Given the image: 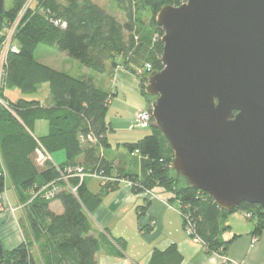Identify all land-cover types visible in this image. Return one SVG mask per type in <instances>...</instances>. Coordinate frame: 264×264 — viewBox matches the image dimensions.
<instances>
[{"label": "trees", "instance_id": "trees-1", "mask_svg": "<svg viewBox=\"0 0 264 264\" xmlns=\"http://www.w3.org/2000/svg\"><path fill=\"white\" fill-rule=\"evenodd\" d=\"M183 2L112 0L123 15L121 22L92 0H11L8 10L3 6L0 32L17 19L18 23L11 39L17 53L5 54L0 85V99L7 104V109L0 106V196L8 181L21 208L19 225L25 231V241L4 250L0 264H38L34 249L42 264H96L101 241L93 235L90 215L100 205L102 194L88 190L86 181L92 179L80 182L73 174H96L108 180L101 187L110 190L118 187L115 182L119 179L111 177L112 164L100 153L109 148V95L96 86L92 75L122 66L136 76L140 94L150 105L152 98L144 92L147 76L138 75L135 68L149 64L151 72L162 69V32L155 18L162 7H178ZM145 12L150 14L147 21L142 19ZM40 45L65 53L92 75L74 77L37 62L34 53ZM42 85L48 86L50 106L24 99L12 103L5 94L13 89L31 93ZM38 121L47 123L45 136L32 134ZM150 130V135L124 145L128 153L137 152L143 158V179L131 183L133 189L144 193L159 186L178 200L180 207L187 206L192 211L194 234L209 252L225 250L230 241H222L220 236L228 228L226 219L236 212L253 213L255 234L264 229V211L259 206L243 203L225 212L205 193L185 184L179 187L181 179L170 169L173 154L167 141L153 122ZM57 152L64 153L63 163H39L42 156ZM80 157L83 161L77 163ZM128 176L129 180L137 177ZM48 185V189L58 190L51 199L44 197L43 188ZM54 201L61 204V215L50 211ZM179 263L178 252L171 246L155 250L148 264Z\"/></svg>", "mask_w": 264, "mask_h": 264}, {"label": "water", "instance_id": "water-1", "mask_svg": "<svg viewBox=\"0 0 264 264\" xmlns=\"http://www.w3.org/2000/svg\"><path fill=\"white\" fill-rule=\"evenodd\" d=\"M155 23L162 69L144 92L175 178L222 211H264V0H184Z\"/></svg>", "mask_w": 264, "mask_h": 264}, {"label": "crops", "instance_id": "crops-1", "mask_svg": "<svg viewBox=\"0 0 264 264\" xmlns=\"http://www.w3.org/2000/svg\"><path fill=\"white\" fill-rule=\"evenodd\" d=\"M72 66L74 68H69L67 71L72 70L75 73L70 76L92 75L77 64ZM141 68H135L137 74L142 70ZM92 77L96 86L109 95L106 114V122L110 127L107 134L109 148L101 150L100 153L112 164L111 177L119 179L115 182L118 187L114 190L101 187L102 184L96 180L86 181L89 191L93 194H102L100 205L90 215L93 235L101 241L100 250L95 255V263L148 264L155 250L164 251L173 246L178 252L179 264H225L224 259H229L232 264H264V229L255 234L256 219H245L243 211L230 215L224 223V226L228 228L222 232L220 239L225 242L230 241L225 250L217 253L209 252L203 242H195L185 235L183 220L178 211L179 201L174 199L170 193L162 187L155 186L148 190L154 197L145 199L142 193L133 189L131 183L139 184L143 179V158L137 154L128 153L124 145L140 140H135L134 134L130 132L131 129H142L137 127L136 114L146 109L147 106L140 94L139 81L135 75L122 66L107 70L103 75H92ZM38 102L41 106L51 105L50 98L45 105ZM121 105L130 106L133 110L131 118H134V121L131 123L133 125L130 130L124 126L128 122H122L120 126L113 125L114 122L108 117V112L113 110L116 112L114 118L122 121V115L125 113L120 110ZM36 130L39 131L38 137L45 136L48 132L47 123L45 121L36 122L32 134ZM118 131L123 132L125 136L117 138L115 135ZM113 151L114 154H111ZM124 151L130 160L129 163L115 157L123 156ZM49 157L51 162L58 165L65 161L56 163L53 157L50 155ZM82 161L83 158L80 157L76 162L82 163ZM128 175L137 177L132 178V181L129 180ZM15 204L17 206V200L7 183L4 193L0 196L2 207L0 240L6 251L12 250L25 241V231L21 230L19 225L20 217L19 219L13 215L12 217L9 210ZM51 207L55 211H52ZM49 209L55 215L63 213L58 201L52 202ZM12 238H15L16 246L11 244ZM112 239L117 242L114 243ZM32 254L38 264H42L36 249Z\"/></svg>", "mask_w": 264, "mask_h": 264}, {"label": "rangeland", "instance_id": "rangeland-1", "mask_svg": "<svg viewBox=\"0 0 264 264\" xmlns=\"http://www.w3.org/2000/svg\"><path fill=\"white\" fill-rule=\"evenodd\" d=\"M92 1L95 4L99 5L101 8H103L105 11H107L108 13H110L111 15H113L116 18V20H118L120 22L124 20L123 19V15L115 8V6L112 3V0H92ZM3 4H4L5 10H8L11 7V0H4L3 1ZM148 18H150V14L148 12H145L142 15V19L145 20V21H147ZM34 59L37 62H39L41 64H44V65H46L48 67H51V68H53V69H55L57 71H63V72L66 71V73H68L69 75H73V73H75V72H73L72 70H71V72H68L67 70L69 68L70 69L71 68H74L72 66L73 64L79 65V63L77 61L69 58L65 53L59 52L56 48L47 47V46H44V45H40L36 49V51L34 53ZM6 95H7L8 100L11 101L12 103L17 102L19 99H24V100L37 99L43 105H45V103L48 100V98H50V96H49V89H48V86L47 85H42V86L38 87L35 92H31V93H21L17 89L8 90V91H6ZM147 105H149L148 102H147ZM120 110L121 111H124V113H125L124 115H122V118H123L122 121L119 120V119H117V118H114L115 115H116V112H114L113 110H110L108 112V117H109L110 121L114 122L113 125H117L118 124V126H120V123H122V122H124V123L125 122H128L124 126L126 127L127 130H130V128L133 125L131 123H133V121H134V118L133 119L131 118V114L133 115V110H132V108L130 106H122V105L120 107ZM144 110H141L140 112H142ZM148 110H151L150 109V105L148 106ZM140 112H137L136 119H137V115ZM131 119H132V121H131ZM130 132H132L134 134L135 140L141 139V138H143V137L148 136V135L151 134L150 127L142 128V129L135 128V129H131ZM33 135L38 137L39 136V131H37V130L34 131ZM115 136L118 138V137H122V136H125V135H124L123 132L118 131ZM111 154H114V151ZM51 157H53V159H55V162L56 163H61V162H63L65 160V155H64L63 152H57V153L51 154ZM115 157L118 158V159H120L121 161H123L125 163H129V161H130L126 157L125 151L123 152V156H121V157L115 156ZM92 180L98 181L97 179H92ZM91 182H93V181H91ZM7 183H8V181H7ZM182 184L184 185V182L181 179V182L179 184V187H181ZM94 185H95V183H94ZM11 195H12V193H11ZM51 209H52V207H51ZM9 210H10L11 216L13 215L14 217H16L18 219L20 217V219H21L22 212H21L20 206H16V204H15L14 207L10 208ZM52 211H55V210L52 209ZM190 213L192 215V211H190ZM238 213H240V212H238ZM248 215H250V218L247 217ZM243 217L245 219H254L255 218L253 216V213L252 212H243ZM183 230H184V225H183ZM0 242H1V240H0ZM11 244L14 245V246H16V240H15V238H12L11 239ZM12 247H9V248H12Z\"/></svg>", "mask_w": 264, "mask_h": 264}, {"label": "built area", "instance_id": "built-area-1", "mask_svg": "<svg viewBox=\"0 0 264 264\" xmlns=\"http://www.w3.org/2000/svg\"><path fill=\"white\" fill-rule=\"evenodd\" d=\"M18 23V19L10 26L8 29H4L0 32V37L3 38V42L0 44V85H1V77H2V66L4 63L5 54L7 51H10L12 53H17V48L11 44V39L15 30V27ZM59 22H54L55 25H58ZM151 73V66L149 64H146L142 70L138 71V75H145L148 76ZM0 106H3L7 109V104L3 102V100H0ZM153 122L152 116H151V110L145 109L144 111L140 112L137 115L136 124L138 128H147L150 127V124ZM134 154H138L135 152ZM50 160L49 155L42 156L39 160V163H42L44 161ZM67 172V171H66ZM69 172V171H68ZM78 177L79 181H83L85 179H97L100 181V184L104 185L105 182H107V179H104L102 177H99L96 174H84L81 173V171H76L73 176ZM64 178V177H63ZM49 185L43 188L45 190L44 197L46 199H51L55 194L58 193V190L48 189ZM74 193V191H72ZM143 196L147 198H153L154 195L151 194L149 191H145L142 193ZM180 208V209H179ZM178 211L182 217L183 225H184V232L187 235V237L191 238L195 242H201L199 238H197L194 234V226L191 224V213L190 210L187 208V206L180 207L179 206ZM2 210V207L0 206V211ZM250 218V215L247 216ZM225 264H232L229 259H224Z\"/></svg>", "mask_w": 264, "mask_h": 264}]
</instances>
